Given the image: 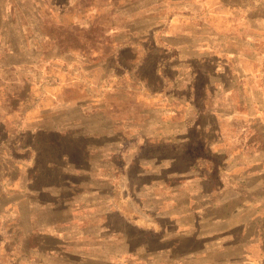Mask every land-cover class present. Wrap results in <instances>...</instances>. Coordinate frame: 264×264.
Returning a JSON list of instances; mask_svg holds the SVG:
<instances>
[{"label":"rangeland","instance_id":"374dc122","mask_svg":"<svg viewBox=\"0 0 264 264\" xmlns=\"http://www.w3.org/2000/svg\"><path fill=\"white\" fill-rule=\"evenodd\" d=\"M247 28L264 0H0V264H264Z\"/></svg>","mask_w":264,"mask_h":264},{"label":"crops","instance_id":"0c3cea01","mask_svg":"<svg viewBox=\"0 0 264 264\" xmlns=\"http://www.w3.org/2000/svg\"><path fill=\"white\" fill-rule=\"evenodd\" d=\"M248 33L245 38H240L241 42L238 45L236 61L238 62V75L240 77L245 78L247 84H250V81H253L255 78V71H254V45L256 40H263L264 39V28L262 29H248ZM252 31V33H250ZM207 41V40H206ZM207 45L210 46L209 42H206ZM245 47V49L241 48ZM9 257L11 258L12 264H22L21 262H30L32 264H41L44 259L39 256L32 258L30 256L22 255L14 251H9Z\"/></svg>","mask_w":264,"mask_h":264}]
</instances>
